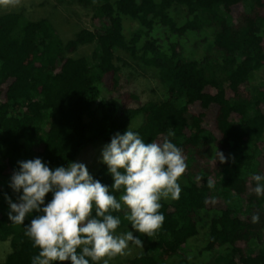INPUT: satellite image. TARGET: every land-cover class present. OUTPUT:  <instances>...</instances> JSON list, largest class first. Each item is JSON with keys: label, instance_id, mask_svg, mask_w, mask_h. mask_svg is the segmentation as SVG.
<instances>
[{"label": "trees", "instance_id": "obj_1", "mask_svg": "<svg viewBox=\"0 0 264 264\" xmlns=\"http://www.w3.org/2000/svg\"><path fill=\"white\" fill-rule=\"evenodd\" d=\"M71 1L92 8V29L68 40L47 18L0 13V241L10 247L0 264H31L39 251L23 225L8 220L4 194L16 201L9 181L17 162L40 157L66 166L137 116L142 124L132 129L145 142L173 133L187 164L184 184L179 199L161 201L165 220L154 235L134 233L144 251L108 264H165L181 251L186 264H264V196L251 179L264 174V84L252 82L264 69V0ZM126 19L137 24L129 39ZM188 43L203 48L201 58L188 54ZM87 46L88 58L74 56ZM120 52L156 72L162 99L131 107L129 93L116 95ZM92 176L113 183L103 163ZM210 179L221 196H211ZM113 214L125 231L124 211ZM202 228L204 244L190 259Z\"/></svg>", "mask_w": 264, "mask_h": 264}, {"label": "clouds", "instance_id": "obj_2", "mask_svg": "<svg viewBox=\"0 0 264 264\" xmlns=\"http://www.w3.org/2000/svg\"><path fill=\"white\" fill-rule=\"evenodd\" d=\"M168 137L145 142L131 126L112 135L100 151V162L113 180L110 186L94 179L82 162L51 167L40 157L18 161L9 181L16 201L7 193L4 198L8 220L23 225L25 236L39 249L31 264H108L130 245L142 248L134 233L154 235L165 220L161 201L179 199L182 191L187 164L182 148ZM217 160L227 162L219 151ZM251 179L256 196H264V174ZM48 194L51 199L46 200ZM122 210L128 224L118 232L122 218L113 213ZM251 221L258 223L260 215Z\"/></svg>", "mask_w": 264, "mask_h": 264}, {"label": "rangeland", "instance_id": "obj_3", "mask_svg": "<svg viewBox=\"0 0 264 264\" xmlns=\"http://www.w3.org/2000/svg\"><path fill=\"white\" fill-rule=\"evenodd\" d=\"M17 10H22L23 14L31 21H36L40 18L49 19L58 31L60 37L65 40L70 39L73 34L80 29H92V8H85L71 0H0V13ZM123 25L124 35L129 39L131 33L136 32L137 24L130 19H126ZM186 49L188 54L195 58H201L203 55V48H198L196 50L190 46V43L186 44ZM90 55L91 47L87 46L76 52L74 56L88 58ZM118 56L120 57V61L117 62V65L121 68V73L118 75L120 82L114 90L117 91L116 95L120 92L129 93L133 98L130 102L131 107H138L147 102L159 101L162 99L163 84L152 68L144 66L138 59L130 58L128 53L120 52ZM252 82L254 84H264V69L253 74ZM141 124L142 117L137 116L131 120L129 126L138 128ZM103 146L104 144L89 146L81 152L75 162L84 163L90 174L94 175L98 167L102 164L100 162V151ZM210 181L211 196L213 198L221 196L220 186L214 184L212 179H210ZM180 183L181 186L184 184L182 179H180ZM162 201H171V199ZM206 230V228H202L200 234L189 243L191 254L193 253L190 259H192L203 246ZM145 248V242H143L142 248L130 245L125 254L117 255L109 259L108 263H118L121 261L120 259L132 258L136 254L143 252ZM9 250V243L7 241H0V261H4L5 255ZM185 256V251H181L178 256L171 258L165 264H186L188 260Z\"/></svg>", "mask_w": 264, "mask_h": 264}]
</instances>
